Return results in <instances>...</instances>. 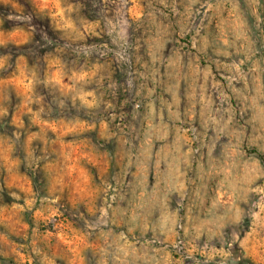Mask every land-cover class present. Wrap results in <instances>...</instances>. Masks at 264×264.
<instances>
[{
	"label": "rangeland",
	"instance_id": "rangeland-1",
	"mask_svg": "<svg viewBox=\"0 0 264 264\" xmlns=\"http://www.w3.org/2000/svg\"><path fill=\"white\" fill-rule=\"evenodd\" d=\"M0 264H264V0H0Z\"/></svg>",
	"mask_w": 264,
	"mask_h": 264
}]
</instances>
